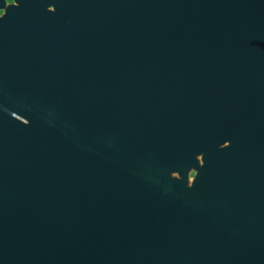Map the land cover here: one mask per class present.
<instances>
[{
  "label": "water",
  "instance_id": "obj_1",
  "mask_svg": "<svg viewBox=\"0 0 264 264\" xmlns=\"http://www.w3.org/2000/svg\"><path fill=\"white\" fill-rule=\"evenodd\" d=\"M26 2L0 17V264H182L264 231V0Z\"/></svg>",
  "mask_w": 264,
  "mask_h": 264
},
{
  "label": "flooded vegetation",
  "instance_id": "obj_2",
  "mask_svg": "<svg viewBox=\"0 0 264 264\" xmlns=\"http://www.w3.org/2000/svg\"><path fill=\"white\" fill-rule=\"evenodd\" d=\"M79 1L37 0V8L42 16L53 18L66 15L79 5ZM28 5L26 0H0V17L23 15ZM205 237L209 244H196L192 251L187 252L182 264H254L257 249L261 247L262 251L264 245L262 226L260 228L251 226L245 230L220 226L213 228Z\"/></svg>",
  "mask_w": 264,
  "mask_h": 264
}]
</instances>
